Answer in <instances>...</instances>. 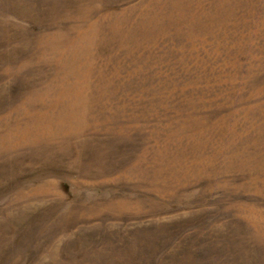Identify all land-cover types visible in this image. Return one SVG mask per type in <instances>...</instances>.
<instances>
[{
  "label": "rangeland",
  "instance_id": "rangeland-1",
  "mask_svg": "<svg viewBox=\"0 0 264 264\" xmlns=\"http://www.w3.org/2000/svg\"><path fill=\"white\" fill-rule=\"evenodd\" d=\"M0 264H264V0H0Z\"/></svg>",
  "mask_w": 264,
  "mask_h": 264
}]
</instances>
